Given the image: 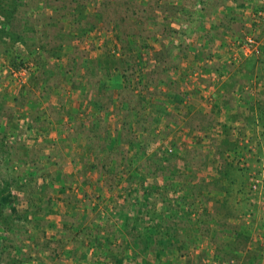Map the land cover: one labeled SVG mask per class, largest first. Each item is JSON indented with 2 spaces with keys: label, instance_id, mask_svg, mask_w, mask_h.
I'll list each match as a JSON object with an SVG mask.
<instances>
[{
  "label": "rangeland",
  "instance_id": "obj_1",
  "mask_svg": "<svg viewBox=\"0 0 264 264\" xmlns=\"http://www.w3.org/2000/svg\"><path fill=\"white\" fill-rule=\"evenodd\" d=\"M261 232L264 0H0V264H259Z\"/></svg>",
  "mask_w": 264,
  "mask_h": 264
},
{
  "label": "crops",
  "instance_id": "obj_2",
  "mask_svg": "<svg viewBox=\"0 0 264 264\" xmlns=\"http://www.w3.org/2000/svg\"><path fill=\"white\" fill-rule=\"evenodd\" d=\"M113 143H118V141L114 139ZM115 147H117V144L113 146V148ZM74 152H77V151L75 150ZM261 236H264V233L263 235H260V237ZM252 245H253L254 250L252 248ZM172 246L173 245H171V249H172ZM248 249L250 251H246V253L244 254V256H242V258L247 259L250 257L253 260L251 261L254 262L257 257V250L259 251L260 254L261 252L264 251V238H259V240H257L256 243H254V241H251L248 245ZM105 254L106 253L99 254V261L95 264H115L111 260H117L118 263L116 264H175L173 261L177 260L176 256H178L177 254H171V253L170 255H168L166 253H157V252H150V253L138 252V253H132L134 258L132 259V262L130 261L129 263L128 261L129 256L126 253L123 254V253L118 252V253L113 254V256L111 257L109 255L106 257ZM94 256H96V253L94 254ZM94 260H96V257H94ZM258 260L259 258L257 259V261ZM139 261H142V262H139ZM259 264H264V263L260 262Z\"/></svg>",
  "mask_w": 264,
  "mask_h": 264
},
{
  "label": "trees",
  "instance_id": "obj_3",
  "mask_svg": "<svg viewBox=\"0 0 264 264\" xmlns=\"http://www.w3.org/2000/svg\"><path fill=\"white\" fill-rule=\"evenodd\" d=\"M217 1H219V0H217ZM205 10H206V8H205ZM69 44H70V43H69ZM51 52H52V51H46V54H47V55H50ZM50 56H52V55H50ZM74 58L76 59V56H75ZM73 61H74V60H73ZM75 61H76V60H75ZM75 61H74V62H75ZM95 71H96V68H95Z\"/></svg>",
  "mask_w": 264,
  "mask_h": 264
},
{
  "label": "built area",
  "instance_id": "obj_4",
  "mask_svg": "<svg viewBox=\"0 0 264 264\" xmlns=\"http://www.w3.org/2000/svg\"><path fill=\"white\" fill-rule=\"evenodd\" d=\"M248 42H249L250 46H252V44H253V39H249Z\"/></svg>",
  "mask_w": 264,
  "mask_h": 264
}]
</instances>
